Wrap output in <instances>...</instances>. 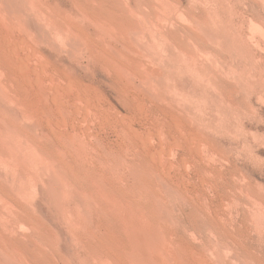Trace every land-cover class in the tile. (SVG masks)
I'll use <instances>...</instances> for the list:
<instances>
[{
  "label": "rangeland",
  "instance_id": "rangeland-1",
  "mask_svg": "<svg viewBox=\"0 0 264 264\" xmlns=\"http://www.w3.org/2000/svg\"><path fill=\"white\" fill-rule=\"evenodd\" d=\"M0 82V264H264V0H0Z\"/></svg>",
  "mask_w": 264,
  "mask_h": 264
},
{
  "label": "bare ground",
  "instance_id": "bare-ground-1",
  "mask_svg": "<svg viewBox=\"0 0 264 264\" xmlns=\"http://www.w3.org/2000/svg\"><path fill=\"white\" fill-rule=\"evenodd\" d=\"M25 1H26V0H25ZM210 2H211V1H210ZM214 3H215V2H214ZM214 6H215V5H214ZM35 7H37V6H35ZM227 10H228V8H227ZM227 14H228V13H227ZM49 22H51V21H49ZM140 22H141V21H140ZM221 22H222V21H221ZM50 24H51V23H50ZM103 26H104V25H103ZM201 26H202V25H201ZM201 26H200V27H201ZM31 28H32V27H31ZM65 32H66V31H65ZM206 34H207V33H206ZM208 36H209V35H208ZM222 36H223V35H222ZM102 37H103V36H102ZM110 37H111V36H110ZM108 38H109V37H108ZM122 38H123V37H122ZM135 38H136V37H135ZM222 38H223V37H222ZM117 40H118V39H117ZM222 44H223V43H222ZM105 46H106V45H105ZM125 48H126V47H125ZM14 51H15V50H14ZM175 53H176V52H175ZM204 54H205V53H204ZM175 56H176V54H175ZM110 60H111V59H110ZM180 67H181V66H180ZM183 67H184V66H183ZM183 67H182V68H183ZM20 68H21V67H20ZM176 71H178V70H176ZM246 72H247V71H246ZM27 73H28V72H27ZM179 75H180V74H179ZM181 75H182V74H181ZM25 79H26V78H25ZM185 79H186V78H185ZM183 81H184V80H183ZM253 82H254V81H253ZM0 83H1V82H0ZM194 84H195V83H194ZM2 88H4V87H2ZM11 96H12V95H11ZM7 97H8V96H7ZM192 98H193V97H192ZM4 100H5V98H4ZM4 100H3V101H4ZM13 103H14V102H13ZM1 104H2V103H1ZM2 105H3V104H2ZM190 105H191V104H190ZM6 108H7V106H6ZM6 108H5V109H6ZM202 108H203V107H202ZM0 109H1V108H0ZM3 109H4V108H3ZM5 109H4V110H5ZM4 110H1V112L4 111ZM190 110H191V109H190ZM5 113H7V112H5ZM27 113H29V112H27ZM20 114H21V113H20ZM22 114H23V113H22ZM2 115H3V114H2ZM10 115H11V114H10ZM7 116H8V115H7ZM28 116H29V115H28ZM10 118H11V117H10ZM1 121H2V120H1ZM5 134H6V133H5ZM13 136H14V135H13ZM25 140H26V139H25ZM3 144H4V143H3ZM27 145H28V144H27ZM26 147H27V146H26ZM194 150H195V149H194ZM61 152H62V151H61ZM15 155H16V154H15ZM13 159H14V158H13ZM46 159H47V158H46ZM2 160H3V159H2ZM5 160H6V159H5ZM16 162H17V161H16ZM6 164H7V163H6ZM18 165H19V164H18ZM16 167H17V166H16ZM184 183H185V182H184ZM162 218H163V216H162ZM258 219H259V218H258ZM11 220H12V221H16V217H15V216H12V217H11ZM6 222H7V221H6ZM6 222H5V223H6ZM5 225H6V224H5ZM156 225H157V224H156ZM156 225H155V226H156ZM157 227H158V226H157ZM136 229H137V228H136ZM138 230H139V229H138ZM142 234H143V233H142ZM160 237H161V236H160ZM151 245H153V244H151ZM175 246H176V245H175ZM175 246H174V247H175ZM153 247H154V246H153ZM158 247H159V246H158ZM174 247H173V248H174ZM163 248H164V247H163ZM153 250H154V249H153ZM157 250H158V249H157ZM192 250H193V249H192ZM175 251H176V250H175ZM183 251H184V249H183ZM136 253H137V252H136ZM177 253H178V252H177ZM186 253H187V252H186ZM178 256H179V255H178ZM195 257H196V256H195ZM179 258H180V257H179ZM134 259H136V258H134ZM202 259H203V258H202ZM4 260H6V259H4ZM167 260H168V259H167ZM169 260H170V259H169ZM195 260H196V259H195ZM146 261H147V260H146ZM164 261H165V260H164ZM143 262H144V261H143ZM15 263H16V262H15ZM181 263H182V262H181ZM11 264H12V263H11Z\"/></svg>",
  "mask_w": 264,
  "mask_h": 264
}]
</instances>
